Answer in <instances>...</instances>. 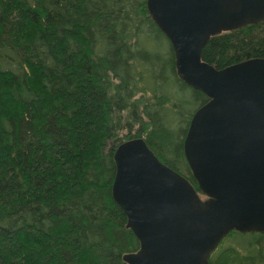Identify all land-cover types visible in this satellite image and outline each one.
<instances>
[{
	"label": "trees",
	"instance_id": "16d2710c",
	"mask_svg": "<svg viewBox=\"0 0 264 264\" xmlns=\"http://www.w3.org/2000/svg\"><path fill=\"white\" fill-rule=\"evenodd\" d=\"M146 1L0 0V264H126L139 242L112 185L127 140L199 191L183 143L208 98L178 78ZM202 58H264V21L212 37ZM215 251L210 264H264V234Z\"/></svg>",
	"mask_w": 264,
	"mask_h": 264
},
{
	"label": "water",
	"instance_id": "95a60500",
	"mask_svg": "<svg viewBox=\"0 0 264 264\" xmlns=\"http://www.w3.org/2000/svg\"><path fill=\"white\" fill-rule=\"evenodd\" d=\"M172 46L176 73L208 102L184 155L198 183L164 164L143 138L117 146L112 197L139 248L126 264H210L232 232L264 234V58L218 69L203 50L223 32L264 21V0H147Z\"/></svg>",
	"mask_w": 264,
	"mask_h": 264
},
{
	"label": "rangeland",
	"instance_id": "374dc122",
	"mask_svg": "<svg viewBox=\"0 0 264 264\" xmlns=\"http://www.w3.org/2000/svg\"><path fill=\"white\" fill-rule=\"evenodd\" d=\"M144 40H147V39H144ZM145 43V45H149V42L148 41H146V42H144ZM152 43V42H151ZM147 48V47H146ZM233 239H235V237H232V238H229V239H227L223 244L224 245H227V243H230V244H233ZM223 244H221V246L223 245ZM216 254V251H214V253L211 255V257L213 258L214 257V255Z\"/></svg>",
	"mask_w": 264,
	"mask_h": 264
},
{
	"label": "bare ground",
	"instance_id": "6f19581e",
	"mask_svg": "<svg viewBox=\"0 0 264 264\" xmlns=\"http://www.w3.org/2000/svg\"><path fill=\"white\" fill-rule=\"evenodd\" d=\"M14 59V58H13Z\"/></svg>",
	"mask_w": 264,
	"mask_h": 264
}]
</instances>
